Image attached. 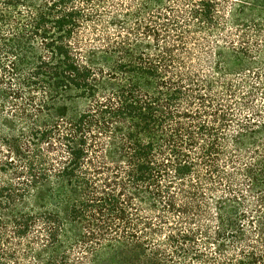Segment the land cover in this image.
Masks as SVG:
<instances>
[{
  "label": "trees",
  "instance_id": "1",
  "mask_svg": "<svg viewBox=\"0 0 264 264\" xmlns=\"http://www.w3.org/2000/svg\"><path fill=\"white\" fill-rule=\"evenodd\" d=\"M0 264H264V0H0Z\"/></svg>",
  "mask_w": 264,
  "mask_h": 264
}]
</instances>
